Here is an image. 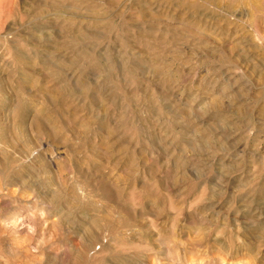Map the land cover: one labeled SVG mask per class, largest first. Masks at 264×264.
Wrapping results in <instances>:
<instances>
[{
  "label": "rangeland",
  "instance_id": "rangeland-1",
  "mask_svg": "<svg viewBox=\"0 0 264 264\" xmlns=\"http://www.w3.org/2000/svg\"><path fill=\"white\" fill-rule=\"evenodd\" d=\"M0 264H264V0H0Z\"/></svg>",
  "mask_w": 264,
  "mask_h": 264
}]
</instances>
